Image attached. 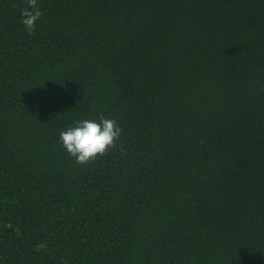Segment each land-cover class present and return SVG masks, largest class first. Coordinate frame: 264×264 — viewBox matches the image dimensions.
Returning a JSON list of instances; mask_svg holds the SVG:
<instances>
[{
	"label": "trees",
	"instance_id": "trees-1",
	"mask_svg": "<svg viewBox=\"0 0 264 264\" xmlns=\"http://www.w3.org/2000/svg\"><path fill=\"white\" fill-rule=\"evenodd\" d=\"M38 6L0 0V264H264V0Z\"/></svg>",
	"mask_w": 264,
	"mask_h": 264
},
{
	"label": "clouds",
	"instance_id": "clouds-1",
	"mask_svg": "<svg viewBox=\"0 0 264 264\" xmlns=\"http://www.w3.org/2000/svg\"><path fill=\"white\" fill-rule=\"evenodd\" d=\"M42 16L38 0H27V7L21 9V23L30 34L36 31V24ZM122 131L116 119L101 114L99 120H77L75 126L60 132L59 139L75 162L84 165L116 148Z\"/></svg>",
	"mask_w": 264,
	"mask_h": 264
}]
</instances>
